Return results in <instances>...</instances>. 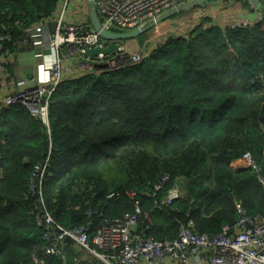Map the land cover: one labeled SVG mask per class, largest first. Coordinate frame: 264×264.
<instances>
[{"label":"trees","instance_id":"16d2710c","mask_svg":"<svg viewBox=\"0 0 264 264\" xmlns=\"http://www.w3.org/2000/svg\"><path fill=\"white\" fill-rule=\"evenodd\" d=\"M60 1L0 0V56L29 49L25 30L53 17ZM258 1V19L246 27L196 25L140 64L62 83L50 98L48 127L21 104L0 105V264H35L31 255L46 245L36 219L44 208L61 227L88 228L92 238L134 214L138 202L137 232L160 241L177 239L188 220L207 234L235 226L236 202L250 217L264 216L256 172L231 167L250 153L264 173ZM47 158L41 204L31 179ZM164 176V190L146 195ZM181 179L186 195L162 206ZM96 261L85 256L78 264Z\"/></svg>","mask_w":264,"mask_h":264},{"label":"built area","instance_id":"2783aa9c","mask_svg":"<svg viewBox=\"0 0 264 264\" xmlns=\"http://www.w3.org/2000/svg\"><path fill=\"white\" fill-rule=\"evenodd\" d=\"M195 0H96L95 8L104 29L112 33H125L137 28L152 25L157 34L137 43V39L117 42L118 50L112 55L86 57V49L109 48L111 42L95 31L90 23L89 31L84 33L82 22H66L63 17L55 20L56 28L49 40V48L55 56L45 63L48 80L37 83L34 79L27 90L13 96L0 98L4 107L21 104L30 115L49 126V102L56 89L67 80L63 79V62L84 71L86 74L111 72L142 63L155 48L171 37L187 38L189 31L185 21L165 20L156 23L163 14L177 10L182 5ZM48 21V20H47ZM249 23V24H248ZM239 26L246 27L250 22ZM26 33L34 36L35 25L27 28ZM147 31V32H148ZM5 37L0 38V51ZM50 156V153H49ZM243 167L256 172V179L264 191V173L258 169L250 153L237 159ZM49 166V158L37 164L31 179L43 203L42 185ZM169 176L151 183L146 195L154 197L164 190ZM186 193L178 184L170 188L161 205H170L172 201L184 197ZM110 195L109 197H113ZM134 199L135 193H129ZM238 222L235 226H223L218 234L200 233L192 220L181 226L175 240H155L137 232L140 206L135 202V213L121 219L110 221L99 227L92 238L88 228H64L58 225L44 208L37 215V224L44 228L43 239L46 243L41 250L31 255L35 264H46L50 258H57L61 264H78L85 256L95 258V264H264V216L250 217L242 205L235 203ZM68 245H71L69 247ZM73 247L77 252L73 251ZM73 256L70 261L69 257Z\"/></svg>","mask_w":264,"mask_h":264},{"label":"crops","instance_id":"0c3cea01","mask_svg":"<svg viewBox=\"0 0 264 264\" xmlns=\"http://www.w3.org/2000/svg\"><path fill=\"white\" fill-rule=\"evenodd\" d=\"M243 1H234L232 5L236 6L238 10V17H244L252 23L256 22L258 16L256 14L257 8L252 4H249V8L246 9V6L241 4ZM224 3H227L224 2ZM245 3V2H244ZM230 5V2L227 4ZM211 7V3L207 6H198L202 8V13L207 11ZM216 12L222 18L229 17L227 7L224 8L221 6H215ZM89 7L87 0H61L59 2L58 8L55 11L53 17L49 18L48 21L39 22L35 25V31H37L34 36H29L31 38V47L20 52H12L10 54L0 56V98L3 96H13L21 91L27 90L31 81L34 79L37 83H44L48 80V72L45 68V63L49 60H52L55 56L54 50L49 48V40L51 35L54 33L56 28L55 20L63 17L66 22H82L86 24L90 23L88 15ZM249 13L248 15H246ZM192 16V15H191ZM189 16V17H191ZM171 19V18H168ZM166 19V20H168ZM177 20L178 18H174ZM206 19V17L200 18L198 20L193 19L191 21L193 29L196 23H200ZM200 25V24H198ZM205 25L204 23L202 26ZM142 40L137 39V43H142ZM63 79L67 82L80 79L86 75L83 70L72 65L70 62H63ZM231 167L234 170L246 169L242 164L235 160L231 163ZM184 180L179 181L180 184L184 185ZM183 190V186L180 187ZM184 191V190H183Z\"/></svg>","mask_w":264,"mask_h":264},{"label":"water","instance_id":"95a60500","mask_svg":"<svg viewBox=\"0 0 264 264\" xmlns=\"http://www.w3.org/2000/svg\"><path fill=\"white\" fill-rule=\"evenodd\" d=\"M95 1L96 0H87L88 2V15H89V20H90V25L91 27L97 31L100 32V35L109 40L111 42V45L109 48H96V49H86L85 50V56L86 57H95L98 55H112L114 52L118 50V45L117 42L119 41H128V40H133L136 38H139L141 35L145 34L149 29H151L152 25L144 27V28H137L135 30H132L130 32H125V33H112L107 31L106 29L103 28L99 15L97 14L96 8H95ZM220 1V2H219ZM216 2L217 4L221 2H226L229 0H219ZM247 1L248 3L252 4L255 8L260 7V2L258 0H243ZM213 4L214 2H209L208 0H195L194 2H191L190 4L184 6L182 9L187 10L189 8L195 7V6H207L209 4ZM215 5V4H213ZM176 10H171L162 16L158 17L156 19V23H160L165 21L168 18L174 17L176 14ZM89 31V26L85 25L83 26V32L86 33Z\"/></svg>","mask_w":264,"mask_h":264},{"label":"rangeland","instance_id":"374dc122","mask_svg":"<svg viewBox=\"0 0 264 264\" xmlns=\"http://www.w3.org/2000/svg\"><path fill=\"white\" fill-rule=\"evenodd\" d=\"M209 2H214L213 4H211V7L207 9V11L202 13V8L195 6L192 8H189L187 10H183L182 8L188 4H184L182 6H180L179 8H177V12L175 14V16L173 18H179V21H185L188 24L185 25V27L187 28V31L190 30V28L192 27L191 21L193 19L198 20L200 18V20H202V18L206 17V19L203 21V23L205 25H203L204 27H209L210 25H216L222 28L227 27L228 25H241L242 23L246 22H250V24H252L251 21H249L248 19H244V17H238L236 14H238V10H236V6L235 3L234 5H232V3L235 0H229L227 1V3L221 2L219 4H217L216 2H218L219 0H208ZM240 1V0H238ZM243 1V0H242ZM220 2V1H219ZM228 2H230V5L228 6ZM237 2V1H236ZM245 1L241 2V4L246 6V9L249 8V5H247L246 3H244ZM190 4V3H189ZM261 5V3H260ZM215 6H219V9H221V6L228 9V11H231V13H229V17L227 18H222L218 15V12L215 11V9H213ZM236 13V14H235ZM249 13H247L246 15H248ZM192 15V16H191ZM191 16V17H189ZM172 18V17H171ZM202 21L200 23H196L195 25H202L203 24ZM249 24V23H248ZM157 30H152V31H148L145 34L141 35L139 38V40H144L149 38L150 36H154L157 34ZM181 186H183V184H180ZM180 186V187H181ZM32 191L33 193L36 192V189L34 187H32Z\"/></svg>","mask_w":264,"mask_h":264}]
</instances>
